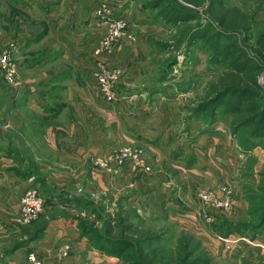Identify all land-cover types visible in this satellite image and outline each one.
I'll list each match as a JSON object with an SVG mask.
<instances>
[{
    "label": "rangeland",
    "instance_id": "1",
    "mask_svg": "<svg viewBox=\"0 0 264 264\" xmlns=\"http://www.w3.org/2000/svg\"><path fill=\"white\" fill-rule=\"evenodd\" d=\"M199 1L197 5H189L179 0H0V24L8 19L10 30L17 24L29 25L41 28L39 35H45L49 28L54 41L67 37L78 41V37L82 39L89 34L84 40L90 41V47L99 39L102 30L96 27V22L102 20L103 13L105 19L125 20L131 37L130 44L122 51L126 65L103 63L93 53L94 46L92 54L97 60L91 70L93 82L89 86L108 103L116 98L115 88L121 77L127 73L138 74L131 88L138 86L144 110L153 109L145 114L157 124L154 131H162V138L160 145L151 147L139 137L131 136L112 151L114 167L111 168L108 161H97V164L109 172V181L114 182L126 167L124 164L130 162L128 158L119 162L115 156L124 149H136L150 166L146 173L161 169L171 172L169 187L173 188L169 204L157 211L132 204L133 193L126 184L129 179L125 173L118 192L114 187H107L100 193L84 192L81 184L69 190L64 184L57 185L56 178L43 175L45 171L27 173L26 186L18 197V212L10 224L0 230V264H13L14 253L20 256L21 264H29V253L50 264L45 257L50 252L57 255L58 264H63L74 249L78 259L75 264H126L117 254H103L87 244L89 240L94 242L93 235H105L100 226L106 214L125 216L134 225L158 232L160 239L156 245L166 254L172 253L180 233H188L200 241L209 264H264V221L261 220L264 215V137L255 136L251 127L245 128L236 122L232 111V104L236 102L234 96L220 95L215 92L217 88L211 89L212 82L233 55L237 62H242L246 52L255 66H259L256 82L264 105V66L256 61L248 47L252 33L264 29V0H223L226 6L251 15L252 22L246 32L245 28H220L210 13L209 0ZM31 8L42 11L41 15ZM201 30L206 34L204 38L199 36ZM223 46L229 49V56L228 52L220 51ZM0 51L4 50L0 47ZM7 55L15 67L13 79L22 77L24 69L18 66L16 54L7 52ZM97 61L106 69L119 70L109 101L103 100L94 81ZM126 67L131 71L127 72ZM7 83L14 84V81ZM121 95L133 97L131 100H137L138 104L137 93L131 96L122 92ZM128 97L125 99L130 100ZM130 164L129 170L145 173L141 167L133 168ZM176 170L181 174H176ZM32 174L34 176H30ZM223 185L231 192L227 212L200 202V190ZM30 188L41 198L42 205L39 212L24 220L20 216L19 202ZM255 209L259 211L253 212ZM36 223H40L39 229L32 232L30 227ZM212 223L218 231L213 229ZM81 224L84 229L79 227ZM227 224L236 225L237 233L224 235L221 230L225 227L234 231ZM24 230L29 233L26 235ZM13 245L17 246L11 249ZM78 251H83L84 255L80 256ZM124 252H128L127 249L121 251Z\"/></svg>",
    "mask_w": 264,
    "mask_h": 264
},
{
    "label": "crops",
    "instance_id": "2",
    "mask_svg": "<svg viewBox=\"0 0 264 264\" xmlns=\"http://www.w3.org/2000/svg\"><path fill=\"white\" fill-rule=\"evenodd\" d=\"M33 9L41 15L42 11ZM18 10L28 13L20 7ZM8 22L3 19L0 24V47L16 54V62L23 67L24 74L9 84L0 70V230L18 212V197L26 186L27 173L39 170L56 178L57 185L64 184L71 190L81 184L82 191L90 193H100L107 187L118 192L125 173L133 205L163 210L172 198L170 171L133 172L129 170L130 162H126L120 177L110 182L109 172L97 164L108 161L114 167L112 151L131 136L139 137L151 147L160 145L162 131H154L157 124L145 114L149 110L140 104L138 86L131 88V82L139 75L127 73L121 77L115 88L116 98L104 103L99 92L89 86L97 60L92 54L95 45L91 43L90 47V41L84 40L89 34L73 40L76 42L69 37L54 41L49 28L48 34L39 35L41 28L17 24V30H10ZM128 44L130 38L122 40L111 54L98 57L110 66L126 65L122 51ZM126 70L131 71L127 67ZM122 92L131 96L137 93L138 104L137 100H131L133 97L121 95ZM175 173L181 174L177 170ZM186 183L191 185L187 180ZM76 251L72 250L63 264H75ZM78 252L84 255L83 251ZM13 257V264H21L18 254ZM45 257L47 263L58 264L56 254L50 252Z\"/></svg>",
    "mask_w": 264,
    "mask_h": 264
},
{
    "label": "trees",
    "instance_id": "3",
    "mask_svg": "<svg viewBox=\"0 0 264 264\" xmlns=\"http://www.w3.org/2000/svg\"><path fill=\"white\" fill-rule=\"evenodd\" d=\"M179 1L189 5H197L200 2L199 0ZM208 5L212 18L220 28L229 30L245 28V32L249 30L252 17L248 13L235 7L226 6L223 0H209ZM205 35L202 30L199 32L201 38H204ZM251 36L252 42L248 47L256 61L264 66V29H257ZM220 51L222 54L228 52L227 56L230 54L229 49L224 46ZM242 58L244 61L237 62L234 54L232 60H229L225 66L226 68L212 82L211 89L215 91L217 88L215 92H220V95L230 93L234 96L236 102L232 104V111L236 116V122L245 125V128L251 127L255 136L264 137V105L259 92L261 88L256 82L259 66H255L246 52ZM255 211L259 210H253V212ZM115 216L111 217L106 214L100 226L105 235H93L94 242L87 241L89 246L103 254H117L119 260L126 264H209V259L200 241L191 234L180 233L175 240L172 253L166 254L156 245L160 239L158 232L134 225L125 216H116L117 218ZM261 220L264 221V215ZM227 225L231 226L234 231L225 227L221 230L224 235L237 233L236 225ZM39 226L40 223H36L30 229L32 232L37 231ZM79 227L85 228L83 224ZM213 229L219 230L214 224ZM23 233L27 235L29 232L24 230ZM33 237L31 236L30 239ZM17 245H13L11 249ZM125 249L128 252L121 253Z\"/></svg>",
    "mask_w": 264,
    "mask_h": 264
},
{
    "label": "built area",
    "instance_id": "4",
    "mask_svg": "<svg viewBox=\"0 0 264 264\" xmlns=\"http://www.w3.org/2000/svg\"><path fill=\"white\" fill-rule=\"evenodd\" d=\"M104 17L105 14L103 13V16H101L102 20L100 19L96 22V27L102 30L93 49V53L98 56L111 54L122 40L131 38L124 19L118 17L105 19ZM102 64L101 61L96 62V66L98 67L94 75V81L101 92L103 100L109 101L113 97L112 85L119 75V70L113 68H111L112 70L106 69L103 66L104 64ZM0 69L6 82L14 81L15 67L9 62L7 52L5 51H0ZM115 158L119 162L128 158L133 168H135L136 165L141 167L144 172L150 169L149 164H147L145 160H142L139 150L136 149H124V151H119ZM35 193V190L30 188L27 189L20 198V216L24 220L33 217L41 208L42 200L39 196L35 195ZM230 193L229 187L223 185L212 189L200 190L198 197L200 202L205 204V206L227 212L231 201ZM202 215L205 217L207 216L204 211H202ZM65 249L66 247H64V250ZM62 253L64 254V252ZM27 261L29 264H45L37 259L33 253L28 254Z\"/></svg>",
    "mask_w": 264,
    "mask_h": 264
}]
</instances>
